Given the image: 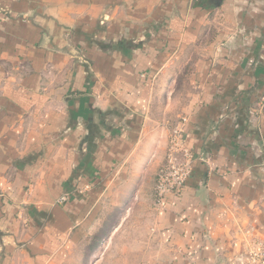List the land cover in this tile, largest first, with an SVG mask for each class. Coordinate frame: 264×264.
Returning <instances> with one entry per match:
<instances>
[{
	"label": "crops",
	"instance_id": "1",
	"mask_svg": "<svg viewBox=\"0 0 264 264\" xmlns=\"http://www.w3.org/2000/svg\"><path fill=\"white\" fill-rule=\"evenodd\" d=\"M179 81L191 172L137 264H248L264 240V0H0V264H63L105 200L140 196L167 143L149 105Z\"/></svg>",
	"mask_w": 264,
	"mask_h": 264
},
{
	"label": "rangeland",
	"instance_id": "2",
	"mask_svg": "<svg viewBox=\"0 0 264 264\" xmlns=\"http://www.w3.org/2000/svg\"><path fill=\"white\" fill-rule=\"evenodd\" d=\"M167 87L169 86L163 85L160 92H157L146 117L148 128H158L163 134L161 136L167 139L162 161L154 174L144 181L145 187L140 191V196L132 195L125 200L120 199L119 204L113 207L108 206L109 199L105 200L97 215L95 228L80 243L68 250V260L63 264H137L141 260L142 249L151 245L142 240L152 232L149 227L154 220L155 205L158 202L154 190L155 177L166 160L172 136L178 133L184 104L181 95L186 85L181 81L177 83L173 100L168 99ZM178 161H184L181 153L178 154ZM113 232V238L108 240ZM149 238L152 240V236Z\"/></svg>",
	"mask_w": 264,
	"mask_h": 264
},
{
	"label": "built area",
	"instance_id": "3",
	"mask_svg": "<svg viewBox=\"0 0 264 264\" xmlns=\"http://www.w3.org/2000/svg\"><path fill=\"white\" fill-rule=\"evenodd\" d=\"M176 133L170 140L165 162L159 167L155 177V194L157 201H161L169 193L177 192L185 183L191 172L187 152ZM184 161H178V154ZM248 264H264V240L257 241L255 247L249 251Z\"/></svg>",
	"mask_w": 264,
	"mask_h": 264
}]
</instances>
